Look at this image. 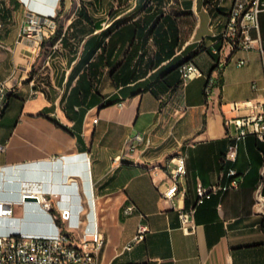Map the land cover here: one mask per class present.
Instances as JSON below:
<instances>
[{
    "label": "crops",
    "instance_id": "crops-1",
    "mask_svg": "<svg viewBox=\"0 0 264 264\" xmlns=\"http://www.w3.org/2000/svg\"><path fill=\"white\" fill-rule=\"evenodd\" d=\"M46 1L35 0L34 7L52 16L59 0ZM126 1L130 7L107 24L101 18L68 23L65 31L73 37L67 33L59 51L65 74L57 79L54 68L55 79L47 82L61 94L51 96L38 91L33 77L26 84L37 52L32 39L18 41L24 20L14 10L23 12L21 6L0 0V84L10 87L0 116V201L11 205L14 218L4 226L0 221V234L48 232L42 207L21 202L27 193L22 183L35 182L42 185L50 213L72 212L69 222L59 224L74 237L82 233L93 201L105 240L99 264H264V215L253 207L259 183L264 196V143L247 137L233 164L223 160L228 144L223 119L237 115L228 104L263 98L251 89L262 78L261 56L233 52L217 39L233 0ZM109 2L114 4L102 0L99 16ZM258 25L264 42V12ZM45 56L58 57L51 49ZM187 58L202 76L187 84L180 99L173 91L176 67ZM240 58L245 65L237 64ZM180 154L186 176L173 208L160 198L164 188L158 183L169 160ZM229 168L236 171L239 188L196 205L197 187L227 185ZM128 205L134 212L126 216ZM193 207L194 231L185 234L177 210ZM139 224L148 228L144 240L124 250Z\"/></svg>",
    "mask_w": 264,
    "mask_h": 264
},
{
    "label": "built area",
    "instance_id": "built-area-1",
    "mask_svg": "<svg viewBox=\"0 0 264 264\" xmlns=\"http://www.w3.org/2000/svg\"><path fill=\"white\" fill-rule=\"evenodd\" d=\"M264 12V2L261 0H233L232 6L226 16V22L223 30L217 36L218 41L228 46L233 52L256 51L263 60V74L260 81H253L251 89L254 92L262 93V100H251L245 102L229 103V110L236 113L233 117H224L223 125L226 129L227 148L223 155L226 163L233 164L238 154V145L247 137H253L256 141L264 143V42L258 35V15ZM54 16H35L29 15L28 19L21 25L18 33V41H24L28 38L38 40L34 42L36 46L43 39H47L50 31H54ZM4 24L0 19V31ZM251 31L256 32V37H251ZM20 39V40H19ZM57 43H60L58 39ZM239 66L245 65L246 60L240 58L237 60ZM178 85L176 91L180 99L183 98V91L187 84L201 77V72L192 61L182 62L178 66ZM211 81H207L204 87V94H209ZM9 86L5 83L0 84V113L6 104V97ZM96 122V120H94ZM139 139V138H138ZM164 170L165 179L158 183L160 198L169 201L173 208L175 197L179 193L180 182L186 176L185 157L183 155L173 156ZM157 170H153L156 175ZM1 173V171H0ZM226 176L229 178L227 185L214 184L203 188L198 186L196 189L197 202L201 204L205 199L218 192L226 193L236 191L239 188V180L233 168H229ZM35 183V182H33ZM37 184V183H36ZM32 196L37 200L29 202L36 206H41L42 210L49 218V230L45 234H24L19 231H11L6 234H0V264H99V254L104 246V237L99 231L96 215L93 211V201L91 200L90 209L86 212L84 228L79 237H74L65 230L57 221L69 222L72 217L70 210L58 212V216L50 213L49 205L44 201V191L33 195L24 193L21 196V202L24 196ZM253 207L264 215V196L262 194V183H259L253 191ZM124 215L129 216L134 212L132 205L126 206ZM178 218L180 229L185 234L194 231L193 217L195 207L184 210L179 208ZM11 205L8 202L0 201V221L2 226L5 223H12ZM81 222L78 221V224ZM148 228L139 224L136 234L128 243L124 250H130L134 243L144 240Z\"/></svg>",
    "mask_w": 264,
    "mask_h": 264
},
{
    "label": "rangeland",
    "instance_id": "rangeland-1",
    "mask_svg": "<svg viewBox=\"0 0 264 264\" xmlns=\"http://www.w3.org/2000/svg\"><path fill=\"white\" fill-rule=\"evenodd\" d=\"M13 1L18 2V4L21 6V9L23 10V12L14 10L15 15L20 14L24 21H26L28 19L29 15H31V14H34L35 16L40 17V14L38 12H36V9L34 7V4H35L34 1L35 0H31V3L29 6L26 3L29 0H13ZM109 1H113L114 4H112L111 2H109V4H107L105 14L103 16H99L97 14L96 15L97 17L94 18L92 10H89L93 19L96 20V19L101 18L100 21L103 22L104 24H107L113 18L120 16V14L124 13L130 7V4L127 3L126 0L124 2L123 1L121 2V0H118V2H117L118 6H116V7H114V5L116 4L115 0H109ZM51 2H52V0H47L45 2V4L50 5ZM64 3H65L64 7H62V8L58 7L56 10V12L60 11V14L57 18V21L55 22V26H56L55 29H57V30L61 29L62 33L66 32L65 29H66L68 23L73 18H75L74 14L79 9L80 4H81L80 0H64ZM83 3L86 4L87 0H83ZM29 8L31 10H29ZM56 12L52 16H55ZM129 14L130 13H128V12L123 14L120 17V19L127 18ZM55 29H54V31H55ZM68 34H69L68 37L71 39L73 37L72 32H68ZM28 39L33 40L34 49L37 52V56L35 57V59L32 62V67H30V69H29V72H28L29 78L27 79L26 84L29 85V81L33 77L34 78L33 85L35 87H38V91H40V92L46 91V92L50 93L51 96L60 95L61 90L57 87L48 86L47 82H48L49 77L52 78V80L55 79V76L52 75L54 68L56 69V71L58 73V76L56 77L57 79H58L60 73L65 74V68H66L65 61H64L65 56H61L59 53V51H63L61 44L56 42L53 45V47H51L48 43L41 46V43L44 41V39H43L39 43V45L36 46L34 42H38V40H35L33 38H28ZM76 44H77L76 41H72L69 43V45H71V48L72 47L76 48ZM49 49H51L52 51H54V50L56 51V55L58 56L56 59L52 60L53 57L49 58V59H45V57H46L45 53H47L49 51ZM44 60L49 62V66L42 68ZM49 74H51V75H49ZM46 87H49V88L47 89Z\"/></svg>",
    "mask_w": 264,
    "mask_h": 264
},
{
    "label": "trees",
    "instance_id": "trees-1",
    "mask_svg": "<svg viewBox=\"0 0 264 264\" xmlns=\"http://www.w3.org/2000/svg\"><path fill=\"white\" fill-rule=\"evenodd\" d=\"M81 4H80V7L79 9L77 10V12L75 13V19L74 21L71 23V26H75L77 24H79V22L81 21H84L86 23H92V21H94L95 19L92 18V15L90 13L89 10H92L93 12V17L95 14H97V12L99 11V8L101 7V3H102V0H87V3H83V0H80ZM64 7V0H59V8H62ZM60 14V11L56 12V15L52 18V20L54 22L57 21V18ZM68 33V30L64 33H62V30L61 29H55V31L53 32V34L47 38L48 40L46 42H42L41 43V46H43V44L45 43H48L51 47H53V45L58 41V39H60V44L61 46H65L66 43H67V40H66V35ZM185 61H190L189 58L181 61L176 69L178 70V66L182 63V62H185ZM82 75H80V77L78 78L77 80V83L75 85V87H73L70 91V94L71 95L74 91H75V88L77 87V84L79 83V80L81 79ZM178 85V81L176 82V84L174 85L173 87V91H176V87ZM69 99V97H68ZM68 99L66 101V103H68ZM76 103V106H79V104ZM5 108V106H4ZM4 108L2 109L1 113H0V116L2 115L3 111H4ZM53 214V213H52ZM57 223H59V221H57Z\"/></svg>",
    "mask_w": 264,
    "mask_h": 264
},
{
    "label": "bare ground",
    "instance_id": "bare-ground-1",
    "mask_svg": "<svg viewBox=\"0 0 264 264\" xmlns=\"http://www.w3.org/2000/svg\"><path fill=\"white\" fill-rule=\"evenodd\" d=\"M22 187H23V191H27L28 193L33 195L39 194L42 190V185L34 184V183H22Z\"/></svg>",
    "mask_w": 264,
    "mask_h": 264
},
{
    "label": "water",
    "instance_id": "water-1",
    "mask_svg": "<svg viewBox=\"0 0 264 264\" xmlns=\"http://www.w3.org/2000/svg\"><path fill=\"white\" fill-rule=\"evenodd\" d=\"M50 17V16H49ZM37 199L35 197H32V196H24V201L26 202H35Z\"/></svg>",
    "mask_w": 264,
    "mask_h": 264
}]
</instances>
